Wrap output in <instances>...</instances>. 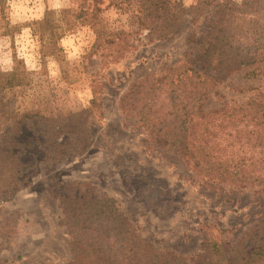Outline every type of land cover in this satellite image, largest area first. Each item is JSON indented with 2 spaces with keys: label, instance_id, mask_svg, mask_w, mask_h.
Returning a JSON list of instances; mask_svg holds the SVG:
<instances>
[{
  "label": "rangeland",
  "instance_id": "rangeland-1",
  "mask_svg": "<svg viewBox=\"0 0 264 264\" xmlns=\"http://www.w3.org/2000/svg\"><path fill=\"white\" fill-rule=\"evenodd\" d=\"M223 1L102 0L98 17L105 33H123L134 48L116 63L101 59L91 52L92 29L77 26L58 41L60 61L48 57L42 64L32 24L46 10L71 8L73 0H7L4 17L16 30L0 36V71L11 70L17 60L32 81L5 97L19 117L30 118L17 133L0 131V143L20 145L10 150L20 153L22 163L13 194L0 195V264H65L71 259L60 197H111L142 238L187 258L200 252L203 223L212 225L213 235L217 228L227 231L218 237L230 244L260 220L264 191L202 184L172 151L152 144L131 116L124 119L119 108L131 84L176 62L191 41L203 38L222 16ZM167 5L179 8L181 16L170 36L155 39L149 29L156 23L147 17H165ZM248 18L240 22L243 32ZM93 88L99 104L89 109ZM250 98L264 101V64L232 72L210 92L204 107L238 105ZM57 115L70 117L71 126L56 142L60 149L45 142L38 121ZM79 120L88 136L76 148L70 132ZM77 183L82 186L74 188Z\"/></svg>",
  "mask_w": 264,
  "mask_h": 264
},
{
  "label": "trees",
  "instance_id": "trees-1",
  "mask_svg": "<svg viewBox=\"0 0 264 264\" xmlns=\"http://www.w3.org/2000/svg\"><path fill=\"white\" fill-rule=\"evenodd\" d=\"M6 2L0 0V36H12L16 30L4 17ZM100 2L73 0L71 8L46 10L41 20L33 22L32 34L39 38L42 64L48 57L60 61L58 41L77 26L92 29L91 52L101 59L116 63L134 48L123 33H105L98 17ZM220 7L224 8L222 16L203 38L191 41L176 62L131 84L119 108L124 119L131 116L152 144L172 151L202 184L264 191V101L250 98L238 105L221 102L217 108L204 107L210 92L232 72L264 64V0H224ZM164 11L165 17H147L156 23L149 29L155 39L170 36L181 16L176 7L167 5ZM247 17L248 30L243 32L240 22ZM30 74L17 60L11 70L0 71L1 132L17 133L30 118L19 117L5 99L10 91L28 86ZM96 93L93 88L89 109L98 107ZM69 120L62 115L38 117L45 142L60 149L56 142L71 128ZM70 134L76 148L88 136L80 120ZM14 146L20 145L0 143V195L6 197L17 188L22 166L20 153L10 150ZM81 186L77 183L74 188ZM59 203L64 206L62 224L72 253L65 264H194L195 260L202 264H264V214L230 244L218 237L227 231L217 228L213 235L209 232L212 225L203 223L200 252L187 258L162 251L142 238L111 197H60Z\"/></svg>",
  "mask_w": 264,
  "mask_h": 264
}]
</instances>
